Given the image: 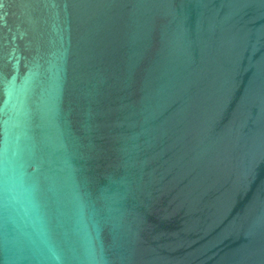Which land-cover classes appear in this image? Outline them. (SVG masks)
<instances>
[{
  "label": "water",
  "instance_id": "obj_1",
  "mask_svg": "<svg viewBox=\"0 0 264 264\" xmlns=\"http://www.w3.org/2000/svg\"><path fill=\"white\" fill-rule=\"evenodd\" d=\"M0 264H264V0H0Z\"/></svg>",
  "mask_w": 264,
  "mask_h": 264
}]
</instances>
